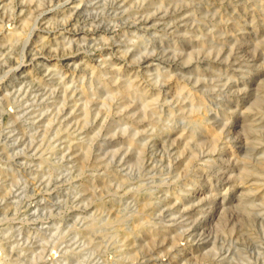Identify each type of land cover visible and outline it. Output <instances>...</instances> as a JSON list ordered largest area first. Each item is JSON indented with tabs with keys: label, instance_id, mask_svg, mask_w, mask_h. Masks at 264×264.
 <instances>
[{
	"label": "rangeland",
	"instance_id": "rangeland-1",
	"mask_svg": "<svg viewBox=\"0 0 264 264\" xmlns=\"http://www.w3.org/2000/svg\"><path fill=\"white\" fill-rule=\"evenodd\" d=\"M0 264H264V0H0Z\"/></svg>",
	"mask_w": 264,
	"mask_h": 264
},
{
	"label": "bare ground",
	"instance_id": "bare-ground-1",
	"mask_svg": "<svg viewBox=\"0 0 264 264\" xmlns=\"http://www.w3.org/2000/svg\"><path fill=\"white\" fill-rule=\"evenodd\" d=\"M73 1H74V0H73ZM115 1H117V0H115ZM122 1H123V0H122ZM69 2H70V0H69ZM82 3H83V2H82ZM82 3H81V4H82ZM116 3H119V1L116 2ZM78 4H79V2H78ZM119 4H120V3H119ZM126 4H127V3H126ZM121 5H122V4H121ZM122 7H123V6H122ZM78 8H79V7H78ZM69 10H72V9H69ZM77 11H78V10H77ZM142 11H143V10H142ZM65 12H66V11H65ZM135 12H136V11H135ZM138 12H139V11H138ZM66 13L68 14V12H66ZM72 13H73V12H72ZM74 13H75V12H74ZM140 14H141V13H140ZM41 17H42V16H41ZM43 17H44V16H43ZM69 17H70V15H69ZM143 18H144V17H143ZM70 19H71V18H70ZM147 19H148V18H147ZM140 20H141V19H140ZM150 21H151V20H150ZM150 21H148V22H150ZM1 22H2V21H1ZM143 24H145V23H143ZM66 25H68V24H66ZM146 25H147V23H146ZM146 25H145V26H146ZM40 26H41V25H40ZM71 27H72V26H71ZM62 28H63V27H62ZM72 29H73V28H72ZM64 32H65V31H64ZM64 32H63V33H64ZM74 32H75V31H74ZM68 33H69V32H68ZM80 34H81V33H80ZM84 34H85V33H84ZM62 35H63V34H62ZM65 35L67 36V34H65ZM65 35H64L63 37H65ZM85 35H86V34H85ZM60 36H61V34H60ZM75 36H76V35H75ZM78 36H79V35H78ZM81 36H82V35H81ZM31 37H32V36H31ZM63 37H62V38H63ZM68 37H69V36H68ZM68 37H67V39H68ZM69 38H72V37H69ZM77 38H78V37H77ZM90 38H92V37H90ZM63 39H64V38H63ZM83 39H84V38H83ZM30 41H31V40H30ZM68 41H69V40H68ZM68 41H67V43H69ZM64 42H65V40H64ZM72 42H73V41H72ZM70 43H71V39H70ZM26 45H27V44H26ZM70 45H71V44H70ZM26 48H27V47H26ZM28 49H29V48H28ZM28 49H27V50H28ZM30 49H32V48H30ZM30 49H29V50H30ZM27 50H25V51L27 52ZM76 51H77V50H76ZM107 55H108V54H107ZM91 57H92V56H91ZM72 60H73V59H72ZM23 63H24V62H23ZM20 64H21V63H20ZM71 64H72V63H71ZM24 69H25V66H24ZM24 69H23V70H24ZM20 70H22V68H21ZM20 70H19V71H20ZM200 193H201V192H200ZM197 195H198V194H197ZM223 195H224V194H223ZM198 196H200V195H198ZM194 198H195V196H194ZM201 205H202V204H201ZM212 205H214V204H212ZM220 205H222V203H221ZM204 209H205V208H204ZM208 210H210V208H209ZM213 210H214V209H213ZM205 212H206V211H205ZM208 214H209V213H208ZM211 215H212V214H211Z\"/></svg>",
	"mask_w": 264,
	"mask_h": 264
}]
</instances>
